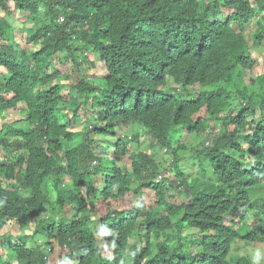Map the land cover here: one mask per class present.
I'll use <instances>...</instances> for the list:
<instances>
[{
    "label": "trees",
    "instance_id": "1",
    "mask_svg": "<svg viewBox=\"0 0 264 264\" xmlns=\"http://www.w3.org/2000/svg\"><path fill=\"white\" fill-rule=\"evenodd\" d=\"M11 8L32 22L25 49ZM259 47L264 0H0V118L26 117L0 131V149L12 151L0 161V264H57L60 254L70 264H254L238 244L264 242ZM57 60L83 70L76 85L54 84L69 78ZM81 108L85 127L68 130L69 112L83 123ZM145 135L170 163L141 151ZM191 135L206 137L191 155L197 176L181 163ZM126 156L131 165H119ZM146 192L151 207L96 214ZM11 224L34 230L2 234Z\"/></svg>",
    "mask_w": 264,
    "mask_h": 264
},
{
    "label": "rangeland",
    "instance_id": "2",
    "mask_svg": "<svg viewBox=\"0 0 264 264\" xmlns=\"http://www.w3.org/2000/svg\"><path fill=\"white\" fill-rule=\"evenodd\" d=\"M11 9H12L11 14H10L11 21H15V23H17V25L14 27L15 28V32H14L15 42L21 43V47L25 49L27 43L22 41V39H21L22 34L26 33L28 29L32 28V26H33L31 24L32 22L21 23V21H20L21 17H20V15H18V12L14 11L13 8H11ZM23 30H24V32H23ZM29 47H33V46H29ZM36 47H38V46H36ZM36 47H33V48H36ZM256 51H259L258 61L263 64L264 48L259 47V48H257ZM91 60L93 62L97 63L98 68H96L97 69L96 71L100 72V75L98 77L101 78L100 76H106L105 65L103 63H100L99 60L94 56H91ZM54 64H55L56 68H59L60 70H65L66 76L68 75V77H69L67 79L64 78L65 76L59 77V78H57V80H55L54 84H56V83L62 84L63 83L65 85L66 83H68L69 85H76L78 83L79 77L81 76L83 70H81L80 67L77 66V64L72 65V63H69L68 65L62 66L59 63V60H57ZM261 69H262V66L260 65L259 70H261ZM262 71H264V69ZM91 74H92V72L89 73V75H87V74H85V75H87V77H89ZM251 75H254V74L250 73V76ZM81 103H83V102H81ZM79 114L81 116L80 119L83 122L81 125H78L77 123L74 122L72 112H69L67 114L71 120V122H68V123L70 124V126H72V129H76L77 131L81 130L85 127V117L87 116L85 114L84 109H82L79 112ZM202 115H203V113H200L197 117H202ZM91 118L92 119L94 118L93 121L96 122L95 116L94 117L91 116ZM0 119H1L0 120V131H1L5 124L12 125V124L20 122L22 120H25L26 117L22 114H5ZM126 129H127V127H120L118 129V133L120 134V137H123L126 134V132H128V131H125ZM142 135H143V133H142ZM205 139H206V137L201 138L200 136H197V135H191L187 141L188 150L185 152L183 151V153H182L183 157L181 159L182 160L181 163H182L183 167L190 172L189 174H191L193 176H197L198 173L200 172V169H199V162L198 163L195 162L191 158V155L196 153L197 147L201 144V141H205ZM140 141H141L140 142L141 146L139 148H141V151H149L151 154L155 153L157 155L163 156L165 158V161H168V163H170L169 150H167V149L161 150L158 148V146L152 147V145H154L155 142H153V140L151 138L147 137L146 135H145V137L143 136ZM76 144H77L76 140L73 141L74 147L76 146ZM206 144H207V142H206ZM11 152L12 151L5 152L2 149H0V161L2 159H4V155H6V157H7ZM16 153L19 154V151H17V152L14 151V156H17ZM21 153H23V152H21ZM187 155H189V157H187ZM111 159H112V157H111ZM157 160H158V162H160V160L158 158H157ZM131 162H132V159L129 158V156H126L125 158H123V160L121 161V163L119 165H124V164L131 165ZM106 174H108V173H106ZM106 174H104L103 177H99V184H101V183L103 184V179L105 178ZM96 185H98V182ZM171 194H172V197H170L169 202L173 203L174 205H181L185 201L184 197L181 196V194H178L175 191L171 192ZM154 204H155L154 199L152 198V196H150V194L148 192H146V194L142 195V196H139V195L136 196L134 194H129L126 197L125 201L116 200V201H110L107 203L97 204L98 210H97L96 214L98 216H102V215H105V213L107 211H109V209L120 208V209H122V211H124V210H129L132 207H141L144 205H146L147 207H151V205H154ZM68 215H69V217H73L75 214L74 213L71 214V212H70V213H68ZM97 215H94L93 217L96 219ZM33 230H34L33 224L26 226V229L24 231H20L19 225L11 224L9 226H6L2 230L1 233L7 234V235H12V236H18L20 234L31 235V232ZM97 234H101V233L98 231ZM99 237H101V235ZM105 239H108L109 241H111V239H109V238H105ZM103 240H104V238H103ZM106 243H107V241L105 240V242H103V244H101V247L106 248L107 249L106 253L110 254V251L108 250ZM238 247H241L240 254L246 255L247 252H244L246 250L245 246L242 244H238ZM257 252L260 253V257H261L259 260V264H264V242H258V243L249 245V252L248 253L251 256V258L253 259V262L255 259V254ZM0 253L4 254L6 252L4 251V249H0ZM60 258H62L61 259L62 261L58 260V259L55 260V262L57 264H70L68 262L63 263L64 258H63V256H61V254H60ZM71 264H73V263H71Z\"/></svg>",
    "mask_w": 264,
    "mask_h": 264
},
{
    "label": "clouds",
    "instance_id": "3",
    "mask_svg": "<svg viewBox=\"0 0 264 264\" xmlns=\"http://www.w3.org/2000/svg\"><path fill=\"white\" fill-rule=\"evenodd\" d=\"M60 20H59V22L60 23H63V22H65V17L64 16H62V17H60L59 18ZM91 56H93V55H91ZM95 57V56H94ZM98 60H99V62L100 63H103V64H106V62L104 61V60H102V58L100 57V55H98V57H96ZM199 68L204 72V71H206V65H205V62H200V65H199ZM174 80H175V77H172V76H170V75H168V77H167V83H168V85L171 87V88H174V89H177L178 90V94L180 95L181 93H183L182 91H183V87L180 85V86H177V85H175V83H174ZM197 93H199V91L197 90L196 92H194V91H191V92H188V93H186L185 95H184V97H185V99L187 100V101H191V100H194L195 98H196V94ZM193 94V95H192ZM82 110V108L79 110V112ZM85 110V114L87 115V111H86V109H84ZM5 115V114H4ZM3 115V116H4ZM79 116H80V114H79ZM91 116L92 117H94V115H90L89 117L91 118ZM81 117V116H80ZM73 120H74V122L76 123V121H75V117H74V114H73ZM86 118V117H85ZM94 119V118H93ZM96 120H98V119H96ZM67 122H71V120H70V118L68 117V121ZM67 128H68V130H74V129H72V126H70V124L67 126ZM3 160V159H2ZM105 177H106V175H105ZM163 176H162V174L159 176V178H158V181H161V178H162ZM260 233V232H259ZM104 235H109V233H103ZM259 241H252L249 245H251V244H255V243H258ZM261 242V241H260ZM242 245H244L245 246V242H243L242 243ZM249 245H247V247H246V250L244 251V252H247L246 253V255L245 256H248V257H251L250 255H249ZM234 251V250H233ZM243 256V255H242ZM260 253L259 252H257L256 254H255V259H254V264H259V260H260ZM252 259V258H251ZM253 260V259H252Z\"/></svg>",
    "mask_w": 264,
    "mask_h": 264
}]
</instances>
